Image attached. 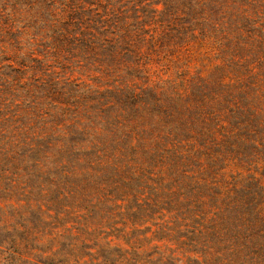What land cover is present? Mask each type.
Segmentation results:
<instances>
[{
  "label": "trees",
  "instance_id": "16d2710c",
  "mask_svg": "<svg viewBox=\"0 0 264 264\" xmlns=\"http://www.w3.org/2000/svg\"><path fill=\"white\" fill-rule=\"evenodd\" d=\"M0 202V264H264V0H0Z\"/></svg>",
  "mask_w": 264,
  "mask_h": 264
},
{
  "label": "rangeland",
  "instance_id": "374dc122",
  "mask_svg": "<svg viewBox=\"0 0 264 264\" xmlns=\"http://www.w3.org/2000/svg\"><path fill=\"white\" fill-rule=\"evenodd\" d=\"M159 8L161 7V5L158 6ZM24 203L21 202L20 205H23ZM17 205V204H16ZM0 206L1 207H5L4 206V203L3 202H0ZM52 215H53V212H52ZM34 216V217H33ZM33 217V225L35 226V229H33V232H34V244H39V246L41 245L42 248H44V243L48 242L49 239H50V236L49 235H45L44 234V219H42L41 216H36L35 213H33V211H29V214H28V218L32 219ZM44 217V215H43ZM49 221H51V218H48ZM18 222H21V219L17 220L16 221V227L18 228V230H21V226L18 224ZM157 244H162V243H157ZM161 248H164L163 246H161ZM183 254V253H179V256ZM182 258V262H180V264H184L186 262V259L182 256H180Z\"/></svg>",
  "mask_w": 264,
  "mask_h": 264
}]
</instances>
